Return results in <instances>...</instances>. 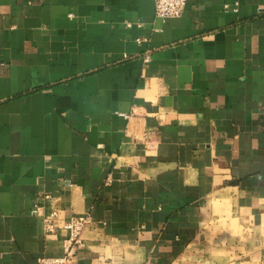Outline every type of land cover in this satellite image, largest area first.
Masks as SVG:
<instances>
[{"label":"crops","instance_id":"0c3cea01","mask_svg":"<svg viewBox=\"0 0 264 264\" xmlns=\"http://www.w3.org/2000/svg\"><path fill=\"white\" fill-rule=\"evenodd\" d=\"M78 216L75 264H264V0H0V264Z\"/></svg>","mask_w":264,"mask_h":264},{"label":"built area","instance_id":"2783aa9c","mask_svg":"<svg viewBox=\"0 0 264 264\" xmlns=\"http://www.w3.org/2000/svg\"><path fill=\"white\" fill-rule=\"evenodd\" d=\"M155 17L162 22L168 19L179 18L186 7L187 0H153ZM148 61V57L144 58ZM57 217V211H52L43 218V230L45 234H53L56 232V224L54 220ZM89 223L87 216H78L69 219L63 223V228L69 231L68 242L70 245L65 248L64 254L60 257H41L37 264H75L73 245L78 243V237L82 229Z\"/></svg>","mask_w":264,"mask_h":264}]
</instances>
